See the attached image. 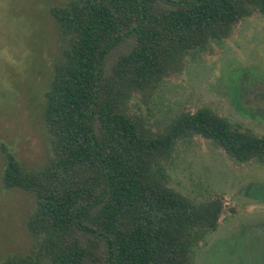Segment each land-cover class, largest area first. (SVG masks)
Listing matches in <instances>:
<instances>
[{
  "label": "trees",
  "instance_id": "16d2710c",
  "mask_svg": "<svg viewBox=\"0 0 264 264\" xmlns=\"http://www.w3.org/2000/svg\"><path fill=\"white\" fill-rule=\"evenodd\" d=\"M50 14L67 40L45 93L52 159L30 169L1 146L3 187L35 198L26 227L37 245L0 264H193L222 204L168 185L176 144L198 136L238 162H264V137L208 108L154 131L129 104L180 73L191 52L264 17V0H68Z\"/></svg>",
  "mask_w": 264,
  "mask_h": 264
},
{
  "label": "rangeland",
  "instance_id": "374dc122",
  "mask_svg": "<svg viewBox=\"0 0 264 264\" xmlns=\"http://www.w3.org/2000/svg\"><path fill=\"white\" fill-rule=\"evenodd\" d=\"M68 0H0V261L26 256L37 241L26 223L33 195L2 185L5 145L26 167L52 159L44 123L53 65L67 45L50 7ZM129 106L154 131L181 112L208 108L235 127L264 137V17L239 22L231 35L191 52L180 73ZM168 185L196 204L219 201L218 227L199 243L193 264H264V162L241 163L210 140L176 144L166 165Z\"/></svg>",
  "mask_w": 264,
  "mask_h": 264
},
{
  "label": "flooded vegetation",
  "instance_id": "af4514ba",
  "mask_svg": "<svg viewBox=\"0 0 264 264\" xmlns=\"http://www.w3.org/2000/svg\"><path fill=\"white\" fill-rule=\"evenodd\" d=\"M263 263H264V253H263Z\"/></svg>",
  "mask_w": 264,
  "mask_h": 264
}]
</instances>
